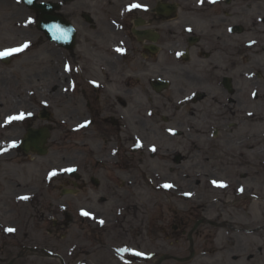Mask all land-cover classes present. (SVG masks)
<instances>
[{
	"label": "flooded vegetation",
	"instance_id": "obj_1",
	"mask_svg": "<svg viewBox=\"0 0 264 264\" xmlns=\"http://www.w3.org/2000/svg\"><path fill=\"white\" fill-rule=\"evenodd\" d=\"M261 1L63 6L74 38L69 49H56L68 55L71 125L57 127L75 144L67 169L56 162L55 174H30L29 154L5 144L15 110L0 107V264H264V184L250 187L248 173L237 170L212 177L223 187L190 184L205 165L237 168L234 148L249 139L248 126L240 122L241 139L230 140L237 133L230 115L264 107V83L252 68ZM215 107H227L226 123ZM39 109L29 107L16 129L39 128L26 122ZM214 141L226 158L211 155ZM242 158L241 167L250 163Z\"/></svg>",
	"mask_w": 264,
	"mask_h": 264
},
{
	"label": "rangeland",
	"instance_id": "obj_2",
	"mask_svg": "<svg viewBox=\"0 0 264 264\" xmlns=\"http://www.w3.org/2000/svg\"><path fill=\"white\" fill-rule=\"evenodd\" d=\"M262 2L263 1L261 0H253V5L262 4ZM259 12H264V9L259 10ZM63 13L66 15L69 13V5L63 9ZM241 13L243 12H239V14ZM262 15L263 13L259 15L256 14L255 19L256 17H260ZM34 18L35 15L33 11L28 9L19 0H0V49L10 45H15L25 39H31L30 41L34 43L33 46L27 48L28 51L11 58L7 64L0 63V107H10L11 112L16 109L26 111L29 107H47L46 109L50 113L49 121L45 122L40 120L42 125L47 124L51 127V136L48 141L50 148L47 152L48 155L45 160V164H56V162H59L60 165H65L66 163L64 161L71 159V147L75 143L71 138L69 131L65 133L64 138L61 137L59 133L60 128L56 125L59 119L68 120L65 127L71 125V122H69V107H71L72 104V96L69 91L68 93L65 90L61 91L62 89L60 86L63 84L62 87L64 89L66 88V73L64 72L65 69H63V62L68 58V55L64 51L62 54H58L56 46L52 42L48 41L36 28ZM255 30L260 34V38L256 43L257 45L253 48L254 55L252 58L254 62L252 68L254 72L257 71L260 74L259 76H262V78L259 79V83H264V68L259 65L260 63L264 64V51L262 49V45H264V27L260 25L258 28L255 27ZM258 52L259 54H256ZM56 56H58L59 59ZM56 68L58 72H64L61 74L59 73L62 76V79L60 80L61 84L57 83L56 85V82L53 85L46 84V81L50 80V77L55 76ZM256 88L257 86H254V89ZM55 89H58L59 91V96L56 98L53 96ZM31 92H36L34 98L31 96ZM39 100L45 102V105L42 103L39 104ZM56 107H61V110L58 111ZM207 111L208 110L205 107L206 117L208 116ZM238 111L237 115H230V119L237 121L235 122V124H237L235 129L237 133H234L235 139L230 137L229 139L234 140V142L241 139V132H243L241 123L243 121L248 126L247 137L249 135V144L253 139H256L253 143L255 149L263 150L264 120L259 122L257 126H252V118H264V107H252L250 112H252V116L254 114V117L251 115L249 116L250 112L243 115L240 113V110ZM213 112L214 115H219L222 118L221 124L226 123L230 114L227 112V107H215ZM26 122L27 124L34 125L32 119ZM11 132L13 133L12 130ZM8 135L11 136V133L8 132ZM221 137L222 138H220L221 141H219V144L224 141V133H221ZM239 144L240 143L238 142L235 148L233 147L235 151L236 148L241 150ZM223 147L230 148L226 142L223 144ZM211 150V155L222 159L226 158V156L218 155L215 152V141L213 142ZM253 155L256 154L253 153ZM246 159L249 160L250 163L244 167H241L243 158H241L240 161L235 158L234 163L237 164V168L225 167L221 170L211 171L207 170L210 168L205 165L204 168L206 171L197 173L199 175H193L195 173L190 174L193 177V180L190 178V184L193 185L196 180H200L201 182L206 181V183H209L208 178H224V175L231 174L233 170H237L238 173H248L245 180H247V184H249L250 187H255L257 185L256 183L258 182V178H261L259 174H261L264 178V172L262 173V166H264V152L257 157L252 156L250 153ZM208 171L212 174L207 173ZM220 172L221 175H217ZM235 178L240 180L239 183H244L239 175L238 177L236 175V177H234L231 181L234 182ZM236 183L237 182H234L232 185L236 187ZM261 183L264 184V179H261Z\"/></svg>",
	"mask_w": 264,
	"mask_h": 264
},
{
	"label": "bare ground",
	"instance_id": "obj_3",
	"mask_svg": "<svg viewBox=\"0 0 264 264\" xmlns=\"http://www.w3.org/2000/svg\"><path fill=\"white\" fill-rule=\"evenodd\" d=\"M262 49L264 51V45H262ZM28 51V50H26ZM62 79V76L58 73V71L55 69V76H52L50 77V80L46 81L47 83L46 84H49V85H53L55 84L56 82V85L57 83L60 82V80ZM61 86V91H63V87L62 85ZM55 87V86H54ZM36 92H31V96L34 98V95H35ZM37 93L39 94V92L37 91ZM53 96L56 98L57 96H59V91L58 89H55V92L53 93ZM37 101V100H36ZM18 114V112H17ZM264 120L263 117L257 119V118H252V126H257L259 122H262ZM13 136L11 137V140L13 141V145H17L19 140H20V134L21 132L17 131L16 129V126L13 127ZM256 141V139H253L252 142L249 144L248 140H246L245 142H241L239 145H240V149L241 150H238V154L239 155H242V154H245L246 156H249V154L251 153L252 156L254 157H257V156H260L261 153L264 152V149L263 150H256L253 143ZM248 147V149H247ZM253 153H255L256 155H253ZM28 172L30 174H34L36 172H39L42 168L46 171V172H55V167L50 164V163H47V164H44V161L47 159V156L43 157V156H39V155H34V154H31L28 156ZM44 165V166H43ZM264 172V166H262V173ZM258 181L261 183V178H258ZM257 204H253V207H256Z\"/></svg>",
	"mask_w": 264,
	"mask_h": 264
},
{
	"label": "water",
	"instance_id": "obj_4",
	"mask_svg": "<svg viewBox=\"0 0 264 264\" xmlns=\"http://www.w3.org/2000/svg\"><path fill=\"white\" fill-rule=\"evenodd\" d=\"M22 1L25 2L28 5V7L35 10L37 15L38 28L43 29L50 38H54V31L52 27L54 25V21H57L59 18L54 15L53 11L54 9H58L59 6L53 3L36 4L37 0H22ZM61 21L63 25L62 41L65 42L64 32L66 31V28L69 29V23L65 22L63 19H61ZM37 134L39 135V133ZM39 136H41V134ZM29 144L32 145L33 147H36V145H38V143L36 141H33L32 138H29Z\"/></svg>",
	"mask_w": 264,
	"mask_h": 264
},
{
	"label": "snow or ice",
	"instance_id": "obj_5",
	"mask_svg": "<svg viewBox=\"0 0 264 264\" xmlns=\"http://www.w3.org/2000/svg\"><path fill=\"white\" fill-rule=\"evenodd\" d=\"M137 6H138V5H133V7H137ZM29 22H31V21H29ZM26 47H28L27 44L23 45V48H26ZM21 50H22V48L7 49V50H5V51H3V52H0V56H2V57H7V56H10V55H12L13 53H15V52H19V51H21ZM22 118H23V115L21 114V116H18V117H9V120L22 119ZM214 183H215V182H214ZM165 187H171V185H165ZM23 199H27V197H23ZM81 215H83V216H90L91 213L82 210V211H81ZM100 223L103 224L104 221L101 220ZM6 231H8V232H14L15 229H13V228H8V229H6ZM135 254H136V255H142V253H135Z\"/></svg>",
	"mask_w": 264,
	"mask_h": 264
}]
</instances>
